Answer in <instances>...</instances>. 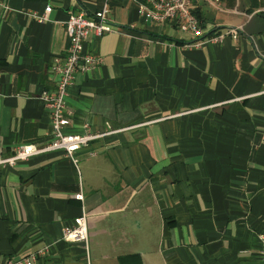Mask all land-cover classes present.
Here are the masks:
<instances>
[{
    "label": "crops",
    "instance_id": "obj_1",
    "mask_svg": "<svg viewBox=\"0 0 264 264\" xmlns=\"http://www.w3.org/2000/svg\"><path fill=\"white\" fill-rule=\"evenodd\" d=\"M144 0H0V151L41 148L52 129L42 94L68 47L71 14L108 8L113 30L90 35L101 64L68 90L66 133L105 134L76 154L0 167V263L264 264V0L199 6L195 47L172 23L139 14ZM48 6L52 11L40 21ZM109 131H112L109 133ZM108 133V134H107ZM87 216L88 250L63 240Z\"/></svg>",
    "mask_w": 264,
    "mask_h": 264
},
{
    "label": "built area",
    "instance_id": "obj_2",
    "mask_svg": "<svg viewBox=\"0 0 264 264\" xmlns=\"http://www.w3.org/2000/svg\"><path fill=\"white\" fill-rule=\"evenodd\" d=\"M221 4V0H144L139 3V14L151 23H173L180 32L190 34L195 39L193 44L195 47H201L205 43L222 44L227 38L237 40L239 37V28H229L204 37V29L195 11L202 5L220 10ZM51 11L52 7L48 6L43 16L34 17L45 21ZM108 13L106 7L91 16L85 12L69 16L65 23L68 38L67 52L65 56L56 59L51 67V72L56 77V87L41 96L51 120L50 139L41 148L18 146L10 155L0 151V167H15L34 156L49 152H63L66 157L77 162L76 154L81 149L105 135L92 133L88 125L85 132L80 135L68 134L66 129L71 124L67 108L68 90L79 73H89L101 64V60L96 55L86 51L85 44L90 35L101 37L113 30L108 20ZM63 240L82 244L88 250L89 231L86 215L81 217L76 225L64 229ZM260 243V253L264 260V235H261ZM46 254V250H41L27 257L7 258L0 264H36Z\"/></svg>",
    "mask_w": 264,
    "mask_h": 264
},
{
    "label": "trees",
    "instance_id": "obj_3",
    "mask_svg": "<svg viewBox=\"0 0 264 264\" xmlns=\"http://www.w3.org/2000/svg\"><path fill=\"white\" fill-rule=\"evenodd\" d=\"M227 2L229 6H234L236 0H227ZM249 3H250L249 13H252L256 8L263 6V2H261V0H249ZM195 14L198 17L201 26L205 27L206 20L203 18L202 13L199 10H196ZM209 36H211V33L209 34ZM119 262L120 264H143L139 254L121 256L119 258Z\"/></svg>",
    "mask_w": 264,
    "mask_h": 264
},
{
    "label": "rangeland",
    "instance_id": "obj_4",
    "mask_svg": "<svg viewBox=\"0 0 264 264\" xmlns=\"http://www.w3.org/2000/svg\"><path fill=\"white\" fill-rule=\"evenodd\" d=\"M219 11H223V6H222V4H221V7H220V10Z\"/></svg>",
    "mask_w": 264,
    "mask_h": 264
}]
</instances>
